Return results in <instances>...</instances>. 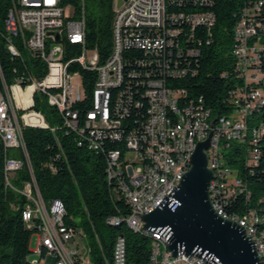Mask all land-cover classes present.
I'll return each mask as SVG.
<instances>
[{"label": "built area", "instance_id": "built-area-1", "mask_svg": "<svg viewBox=\"0 0 264 264\" xmlns=\"http://www.w3.org/2000/svg\"><path fill=\"white\" fill-rule=\"evenodd\" d=\"M62 1L12 0L3 34L5 42H12L13 49L18 51L21 64L28 66L27 60H40L48 68V74L40 80L28 72L17 76L20 84H9L4 77L0 88V146L6 151L5 187L28 200L23 219L34 230L32 238L38 241L37 248L31 250L28 264H94L86 230L68 222L63 200L46 203L41 194L24 127H21V120L28 119V115L36 128L48 129L58 139V131L63 130L68 136L74 135L80 147L86 140L90 151L105 154L108 180L116 184L117 192L130 207V213L112 215L106 223L110 227L124 223L132 232L133 227L144 229L142 217L152 212L179 184L187 172V162H191L197 149L196 138H204L205 142L213 132L207 151L209 168L214 175L209 195L218 193V200L211 202L223 218L245 226L253 240L252 225L264 220H252L256 208L243 213L227 208L239 196L249 202L251 195L237 171L226 163L224 152L230 151L235 142L248 146V161L254 164L264 137V119L261 118L264 74L256 73V52H264V27L256 23V18L263 10H257L256 4L236 26L232 54L236 63L234 75L241 84L230 90L234 112L230 117L216 118L203 98L193 97L186 87L180 86L192 72L193 55L198 54L194 49L182 47L183 38L193 39L192 32L202 25L212 27L213 13L169 19L167 0H123L121 8H117L118 0H114L113 51L108 60L99 65L96 51L92 57L88 56L85 16L67 18L66 11L72 10L74 14V9L63 7ZM173 22L186 25L187 32L173 27ZM64 40L83 46V53L67 64H59V57L66 54ZM133 50L143 51L145 57L130 58L129 52ZM72 64L97 71L92 105L85 117L77 109L85 99L84 89L83 93L80 91L82 77L78 72H70ZM32 87H40L41 99L58 110L61 129L50 126L44 115L34 109ZM105 94L114 96L112 111H105ZM140 94L147 103V117L140 128L127 134L120 129L122 120L129 114L133 101L138 107L142 106L136 99ZM50 95L59 97V105L50 104ZM170 111H177V119H170ZM106 112H113L116 117L106 119ZM106 137L121 141L124 153L121 149L110 150L104 146ZM80 139L82 141H78ZM9 150L21 157L8 156ZM56 155L51 159V166L58 173L64 168L59 166L66 162L62 145ZM25 166L31 181L20 188L13 180ZM154 233L164 239V246L152 244L149 264H153V258H161L162 264H210L197 255L173 256L169 240ZM99 245L105 264H128L125 235L120 234L114 240L111 259L105 255L101 241ZM257 251L259 257H263V249Z\"/></svg>", "mask_w": 264, "mask_h": 264}, {"label": "trees", "instance_id": "trees-1", "mask_svg": "<svg viewBox=\"0 0 264 264\" xmlns=\"http://www.w3.org/2000/svg\"><path fill=\"white\" fill-rule=\"evenodd\" d=\"M167 15L169 19L176 16H194L207 13L215 15L212 27L202 25L192 32L191 37H184L181 45L198 52L191 63V74L181 81L180 86L186 87L188 92L196 98H203L204 104L212 109L217 117H230L235 110L230 96V90L241 84L235 78V59L232 51L235 44L234 33L236 26L246 11H251L257 4V10H263L256 18L264 27V0H167ZM262 2V3H260ZM12 0H0V88L4 77L9 84H20L18 75L31 73L36 79H43L48 74V68L40 60H27V65L13 55L4 40L5 24ZM62 6L74 9L73 19L86 21V48L96 51L99 65L104 64L111 56L114 46L113 23L115 19L114 0H63ZM172 23L173 27L182 28L187 32L186 25ZM65 57L59 64H67L83 53V46L63 41ZM130 58L145 57L143 51L129 52ZM264 55V54H263ZM264 74V56L257 66ZM2 70V71H1ZM70 72H78L82 77L85 99L77 109L85 117L91 108L93 93L97 80V71L85 68L79 64H72ZM4 75V76H3ZM179 85V82H177ZM264 87V86H263ZM56 96L57 95H52ZM51 97V95H50ZM59 100V97H57ZM136 99L142 103L138 107L133 101L131 110L122 120L120 129L128 134L135 128H140L147 117V103L142 94ZM32 103L35 110L41 112L46 122L58 129L62 128V118L58 110L41 99V92L32 87ZM114 106V96L112 99ZM264 107V106H263ZM112 111V107H111ZM29 116V115H28ZM27 116V117H28ZM116 117L111 112V119ZM264 119V114L261 117ZM42 122V121H41ZM24 127V137L35 177L41 194L46 203L54 199H61L68 211V222L78 224L88 233L92 246L94 264H105L102 256L99 238L108 259L112 258L113 242L120 234L125 235L128 246V264H149L153 239L142 232H132L125 227H110L107 219L112 215L130 213V207L122 195L117 192L116 184L110 183L106 172V156L89 150L88 142L79 146L74 135H66L63 130L58 136L44 128H36L28 119L21 120ZM82 141V139L78 140ZM61 145L65 152L66 161L58 173L52 170L51 159L61 152ZM104 146L110 150L125 147L121 141H113L106 137ZM107 148V149H108ZM8 156L21 157L16 151H8ZM226 163L237 171L238 176L246 183L251 198L246 197L232 202L227 208L236 213H243L249 208H256L258 221L264 220V137L260 143V151L255 155L254 164L248 161V146L243 147L237 142L232 144L230 151L224 152ZM6 151L0 146V264H28L31 256V239L34 230L29 228L23 219V209L27 203L26 197L5 187L4 161ZM258 157V158H256ZM31 181L28 167L25 166L14 178L13 183L23 188ZM259 233L264 235V223L255 225Z\"/></svg>", "mask_w": 264, "mask_h": 264}, {"label": "water", "instance_id": "water-1", "mask_svg": "<svg viewBox=\"0 0 264 264\" xmlns=\"http://www.w3.org/2000/svg\"><path fill=\"white\" fill-rule=\"evenodd\" d=\"M124 1L118 0L117 8ZM213 132L199 142L191 156L192 168L174 190L149 214L144 229L163 235L173 256L197 255L210 264H262L246 227L219 215L210 199L214 178L207 151Z\"/></svg>", "mask_w": 264, "mask_h": 264}, {"label": "bare ground", "instance_id": "bare-ground-1", "mask_svg": "<svg viewBox=\"0 0 264 264\" xmlns=\"http://www.w3.org/2000/svg\"><path fill=\"white\" fill-rule=\"evenodd\" d=\"M7 44H8V48L10 52L13 55L18 56V51L13 49L12 42H7ZM263 54L264 52H256V73L258 74H263L262 70L257 67L261 61V57L264 56ZM62 58L63 57H59V62L61 61ZM37 89L40 91V87H37ZM112 99H113L112 94H105V111H111ZM50 104L59 105L58 98L56 96L51 95ZM263 106H264V99H263ZM27 118L30 119V116H28ZM106 119H111V112H106ZM170 119H177V111H170ZM199 142H204V138H196V147L198 146ZM191 168H192V162H187V171L191 170ZM210 199L218 200V193H210ZM252 220L258 221L256 211H253L252 213ZM112 226L115 228L124 227V223H115ZM133 231L142 232L148 236H151V238L153 239V244H157V246H164V239H161V237L155 236V233L153 231L145 230L142 227H133ZM252 237H253V241L256 244L257 249H263V257H259V258L262 264H264V235L259 233L255 225H252ZM97 240H98L97 242L99 243L100 239L97 238ZM153 264H162V259L153 258Z\"/></svg>", "mask_w": 264, "mask_h": 264}, {"label": "rangeland", "instance_id": "rangeland-1", "mask_svg": "<svg viewBox=\"0 0 264 264\" xmlns=\"http://www.w3.org/2000/svg\"><path fill=\"white\" fill-rule=\"evenodd\" d=\"M72 15H73V11H72V10H67V11H66V17H67V18H71ZM93 54H94V51H90V52L88 53V56H89V57H92ZM76 83H78V82H76ZM80 91L83 93V87H82L81 85H80ZM28 122L31 123V124H35V125H36V123L33 122L32 119H28ZM87 238H89V237H88V233H87ZM96 239H97V237H96ZM37 244H38L37 238H36V237H33V238L31 239V250L36 249V248H37ZM98 244H99V243H98ZM35 256H36V255L32 254V257H33V258H35Z\"/></svg>", "mask_w": 264, "mask_h": 264}]
</instances>
